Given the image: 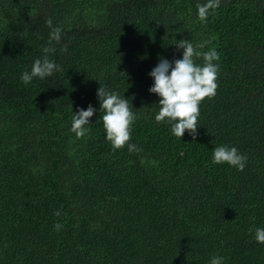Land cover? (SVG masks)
Here are the masks:
<instances>
[{"label":"trees","instance_id":"obj_1","mask_svg":"<svg viewBox=\"0 0 264 264\" xmlns=\"http://www.w3.org/2000/svg\"><path fill=\"white\" fill-rule=\"evenodd\" d=\"M206 2L0 0V264H264L249 232L264 227V0H219L201 22ZM183 39L220 59L198 134L178 138L154 118L149 72L182 58ZM45 47L59 70L23 84ZM100 87L128 99L142 152L113 150ZM90 104L77 138L72 116ZM221 144L247 155L243 171L212 162Z\"/></svg>","mask_w":264,"mask_h":264},{"label":"clouds","instance_id":"obj_2","mask_svg":"<svg viewBox=\"0 0 264 264\" xmlns=\"http://www.w3.org/2000/svg\"><path fill=\"white\" fill-rule=\"evenodd\" d=\"M219 7V0H207L206 3L197 4V15L201 22H206L210 13ZM51 28L49 41L61 42L63 28L53 26L52 20L47 21ZM178 48L183 49L182 58L169 60L160 58L156 66L149 72L153 78V84L149 91L160 97L159 111L155 114L157 122H166L170 125L172 135L182 138L186 131L194 137L198 134V122L200 114V104L207 97L216 95L218 87L217 76L219 65L214 61H219V53L209 50L201 53L198 48L204 45L194 46L191 40H177ZM67 50V45L64 46ZM55 51L54 48L45 47L42 58L34 60L30 71L25 70L20 80L23 84H30L34 78L41 80L51 77L59 70V65L47 55ZM203 58V64H197L194 57ZM97 98L104 114L101 117L106 139L111 143L113 150L123 148L126 144L130 152L140 153L142 148L135 143H130L132 131L131 126L136 116L131 110L128 99L116 92L100 87L97 91ZM96 109L89 105L86 109L81 107L74 112L71 121V131L77 138L84 137L90 129L85 127L91 124L90 118L95 114ZM247 155L240 152L236 146L221 144L215 146L212 152V162L214 164H228L239 171H243L247 166ZM62 227L57 223L55 228ZM250 234L257 243L264 244V227L249 229ZM209 264H225V257L214 255Z\"/></svg>","mask_w":264,"mask_h":264}]
</instances>
